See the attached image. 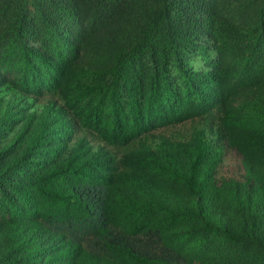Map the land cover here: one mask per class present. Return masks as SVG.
<instances>
[{
	"label": "trees",
	"instance_id": "obj_1",
	"mask_svg": "<svg viewBox=\"0 0 264 264\" xmlns=\"http://www.w3.org/2000/svg\"><path fill=\"white\" fill-rule=\"evenodd\" d=\"M195 52L210 58L206 72L186 68ZM34 81L70 117L94 114L84 125L126 152H65L46 114L34 147V98L14 93ZM228 151L239 178L214 176ZM164 173L194 206L169 205L153 177ZM138 226L168 231L179 250L216 237L264 259V0H0V264H175L130 243Z\"/></svg>",
	"mask_w": 264,
	"mask_h": 264
},
{
	"label": "rangeland",
	"instance_id": "obj_2",
	"mask_svg": "<svg viewBox=\"0 0 264 264\" xmlns=\"http://www.w3.org/2000/svg\"><path fill=\"white\" fill-rule=\"evenodd\" d=\"M198 48H204L205 43L201 41L198 43ZM211 55H214L213 52H210ZM210 58L203 56L202 54H198L195 52L194 54H190L186 57V68L193 71V72H206L208 69ZM123 76L129 77L128 73H123ZM45 80V78H43ZM183 77L181 73V69L178 68L177 65H175L173 68H171L170 76L168 78L169 83L173 88L179 87L183 82ZM201 81H204L201 79ZM53 85V84H52ZM13 86V85H12ZM35 82L34 81V92H29L26 88L23 86L17 85L14 88V93H19L20 98L33 99L34 98V131H31V133H34V147L37 145V142L39 138L43 137V131L45 133L47 132V129L45 126L47 123L44 122V114H46V118H48V128L49 129H58V126H62L61 131L62 134L60 135L62 138L60 139L59 136H55L57 139L61 140L67 145V148L65 149V152L67 150H73V145L80 143L82 145V149H86V151H82L84 155L87 154H99L102 151H110V150H116L119 151L120 154H124L127 150L126 146H119V144H115V146L109 145L103 141L104 139L95 131V127H89L84 125L82 120H85L86 117L89 119L93 118L95 119L94 114L88 115V113L81 111L77 115H74V117H70L66 113V104L60 100L57 93L54 91H51L50 87L48 85ZM12 90V87L10 91ZM64 92L68 91V87H63ZM13 92H9V94H14ZM202 97H194V99L199 102ZM53 105L60 109L63 114L59 115L58 109H53ZM106 113H108L103 121L102 124H105L106 121L109 119V112L111 111V108L109 105H107V108L105 109ZM68 112V111H67ZM26 119V125L29 124V118L27 116H24ZM18 119H22V117H18ZM75 119V121H73ZM24 123V122H23ZM107 126H112L113 121L107 122ZM40 126L36 130V126ZM22 125H18L21 127ZM193 128V127H192ZM185 129L190 130L191 126L189 123H186ZM179 126H173L169 127L168 129L164 130V133L169 138L173 139L174 133H180ZM50 131V130H49ZM50 133V132H49ZM50 135H53V133H50ZM63 135V136H62ZM9 138H13L17 142L19 139L17 138L16 134L11 136V133L9 134ZM48 141V140H47ZM46 141V142H47ZM61 141L56 143V140L51 139V143L61 145ZM36 144V145H35ZM64 147V146H62ZM82 154V155H83ZM34 158H39V155H35ZM106 158V156L102 158H98L100 160ZM91 161L97 160L95 157L94 160L89 159ZM239 158L234 154V152L228 151L225 156H223V160L220 163V166L218 167V173L214 176L217 177H225V178H239L240 177V163ZM208 163V162H206ZM206 163L203 164V166L206 167ZM92 166H95L96 168H101V166L106 165L105 163H91ZM158 179L159 182H163L164 189H166V198L169 200V205L171 207H192L194 206L192 197H194V194L191 193L188 189V185H186L184 182L180 181L178 178L172 176L171 174L164 173L160 174L159 176H154ZM214 210V214H215ZM217 213V212H216ZM213 215V214H212ZM181 218H178L180 220ZM167 224V222H166ZM170 225H180L177 219H173L170 222H168ZM135 230H140L138 232V235L135 237H132V240H130L131 244H137V248L142 254L145 256H149L150 258H165L168 261L175 263V264H182L180 261V258L184 257L185 259H191L193 261V264H220V260L223 259V264H264V259L262 257H258L254 255L253 251L249 250H228L225 244L216 237L213 238L211 243V246L209 247V243H190L188 245L181 246L180 251L178 248V245L175 240L172 241V239L168 236V231H165V234L162 236L160 231H150L146 233V231H142V229L138 226L135 228ZM147 230V231H148ZM167 244L169 248L165 247ZM200 245H206L208 249L205 251V253H202L200 251V248L202 246ZM198 246V248H194ZM175 247V248H174ZM228 255V256H227ZM226 256V257H225ZM224 257L222 259H218ZM111 258L112 255H111ZM213 260L212 262L210 261ZM188 262V261H187Z\"/></svg>",
	"mask_w": 264,
	"mask_h": 264
}]
</instances>
